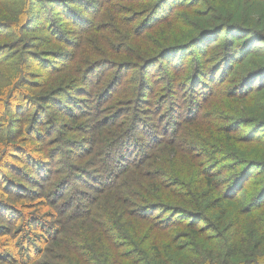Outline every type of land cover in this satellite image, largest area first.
I'll use <instances>...</instances> for the list:
<instances>
[{"label": "trees", "instance_id": "trees-1", "mask_svg": "<svg viewBox=\"0 0 264 264\" xmlns=\"http://www.w3.org/2000/svg\"><path fill=\"white\" fill-rule=\"evenodd\" d=\"M0 264H264V0H0Z\"/></svg>", "mask_w": 264, "mask_h": 264}, {"label": "rangeland", "instance_id": "rangeland-1", "mask_svg": "<svg viewBox=\"0 0 264 264\" xmlns=\"http://www.w3.org/2000/svg\"><path fill=\"white\" fill-rule=\"evenodd\" d=\"M55 9H56V8H55ZM58 26L61 27V29H64V28L62 27V25H58ZM91 157H92V156H91ZM15 162L18 163V165L24 167L26 170H28V169L25 167L24 163L20 160V158H15Z\"/></svg>", "mask_w": 264, "mask_h": 264}]
</instances>
